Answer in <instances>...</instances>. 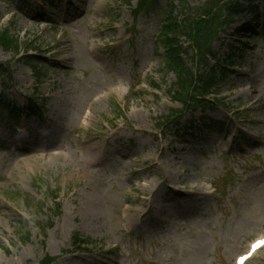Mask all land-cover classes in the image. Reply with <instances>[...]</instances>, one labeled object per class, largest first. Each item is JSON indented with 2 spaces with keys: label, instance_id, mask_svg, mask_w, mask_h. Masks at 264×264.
Returning <instances> with one entry per match:
<instances>
[{
  "label": "rangeland",
  "instance_id": "1",
  "mask_svg": "<svg viewBox=\"0 0 264 264\" xmlns=\"http://www.w3.org/2000/svg\"><path fill=\"white\" fill-rule=\"evenodd\" d=\"M204 1L133 16L135 0H0V30L43 62L37 81L0 47V104L21 117L0 112V264L45 253L51 264H234L264 235V0L211 41V63H233L217 101L162 125L181 103L167 92L161 11L191 15ZM73 234L93 250L76 251ZM245 264H264V247Z\"/></svg>",
  "mask_w": 264,
  "mask_h": 264
},
{
  "label": "trees",
  "instance_id": "2",
  "mask_svg": "<svg viewBox=\"0 0 264 264\" xmlns=\"http://www.w3.org/2000/svg\"><path fill=\"white\" fill-rule=\"evenodd\" d=\"M131 1L124 0L127 5H130ZM244 3L247 1L205 0L202 7L194 15H186V11L189 9L185 4H182V9L186 11H183L181 16L173 14L174 6L172 3H170L168 10L161 11L157 42L164 50L163 68L174 76V81L167 92L173 100L182 103L180 110H173L163 118V124L176 126L188 111L198 107H208L211 100L216 101V98L210 95L217 92L220 80L229 65L225 62H216L215 65H210L209 59L214 58L211 41L217 36L222 26H228L233 22V17L245 10ZM157 9L158 0H136V5L131 13L133 16H138L156 12ZM181 37L190 41L188 45L192 51L189 56L190 64L186 60V50L179 42ZM0 47L18 56L22 52L35 48L32 45L27 46L25 42H20L8 29L0 30ZM19 59L30 65L36 80H40L43 74L40 67L43 62L33 55L22 54ZM200 68L205 69L202 71ZM5 72H9L8 64L0 63V78L5 75ZM4 109L6 110V107L2 106L1 111ZM29 109L33 110V107L29 105ZM58 208H60L59 205ZM44 227L42 225L41 229ZM72 242L76 249H80L81 246H87L90 241L73 234ZM54 259V257L44 255L38 264H51Z\"/></svg>",
  "mask_w": 264,
  "mask_h": 264
},
{
  "label": "bare ground",
  "instance_id": "3",
  "mask_svg": "<svg viewBox=\"0 0 264 264\" xmlns=\"http://www.w3.org/2000/svg\"><path fill=\"white\" fill-rule=\"evenodd\" d=\"M91 51V50H90ZM57 144V143H56ZM36 152V150H30L29 151V154H31V153H35ZM183 187H184V185H182ZM183 187H180L183 191H185V190H187V189H185L184 190V188Z\"/></svg>",
  "mask_w": 264,
  "mask_h": 264
}]
</instances>
